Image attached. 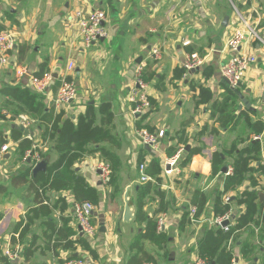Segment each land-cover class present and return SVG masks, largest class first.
<instances>
[{"label":"crops","instance_id":"1","mask_svg":"<svg viewBox=\"0 0 264 264\" xmlns=\"http://www.w3.org/2000/svg\"><path fill=\"white\" fill-rule=\"evenodd\" d=\"M77 8L86 11L100 8L105 11L107 20L104 22V26L108 32L105 39L108 40H103L102 48L91 49L87 52L82 49L77 50V46L66 42L65 17ZM242 18H245L250 25L255 27L256 35L249 37L244 48L256 54L257 62L246 72L244 80L239 86V96L236 100L237 108L233 117H236L242 110L248 111L250 109L253 113L256 112L255 115L250 113L252 119L259 117L264 121V0H0V27L10 30L16 39L15 48L9 53L11 64L0 68V88L4 85L28 86L29 77L38 70L40 63H45L46 70H52L56 75L54 79L57 80L63 75H68L77 83L78 89L81 91V95L78 96L80 103L76 107L77 110L70 111L71 106L68 110L73 114V117L84 112L89 101L96 105L102 101L111 103L114 113L113 125L118 118L127 128L126 136L132 139V144L123 148L124 139L119 131L113 128L114 134L120 139V147L114 148L104 143V146L114 150L119 155L121 168L123 166L121 157L123 153L128 157V160L125 161L133 160L137 169V156L142 155L143 161L146 160L148 163L154 155L163 161L165 157L173 155L179 149H182V158L183 151L188 152L192 148L202 146L201 152L193 155L186 166H179L180 172L175 176L165 177L161 171V189L165 191L164 201L169 202L167 209L157 212L160 201L157 194L146 197L144 205V210L149 215L157 212L155 214L157 226L158 218L162 216L164 225L161 230L168 231L169 227H174L176 231H179L191 223L195 230L202 233L206 223L211 226L209 220L214 216L212 212L213 202L217 191L223 188V176L211 175L210 158L212 152L218 148L228 147L241 137L245 139L250 137L252 140L258 139L261 142V163L264 167V132L260 135L251 133L242 119L232 130L224 129L220 127L217 120L218 115L212 117L210 103L197 102L199 86L209 88L219 102L224 101L225 87L223 82L225 84L226 82L221 77L220 65L230 54L225 47L227 34L240 23ZM185 41L189 43L183 44ZM154 48H158L160 51L158 57L152 55ZM192 53H198L204 57L203 64L190 73L184 72L180 79L174 78V70L181 67L185 59ZM138 57L141 58L139 62L136 61ZM71 61L74 63V67L67 71V63ZM104 66L106 67L104 68ZM16 67L25 71V74L17 76ZM139 67L142 68L141 73L146 72V75L150 76V80L145 81L147 87L143 89L150 106L148 111L144 109L141 113L132 115L130 108L134 107L138 100L137 97L136 101H131L130 98L138 90L135 87V76ZM205 67L211 68L212 71L207 78L201 73ZM58 80L60 81V79ZM58 85L53 80L49 91L43 95L47 108L53 107L55 112L59 111L53 102ZM89 97L92 98L89 99ZM5 101L6 98L0 94V130L3 131L5 138H9L10 129L14 124H21L20 116H26L28 123L23 126L29 130L30 139L35 138L33 146L37 145L45 151L48 147H52V141H43L41 137L37 139V132L41 130L37 128L33 119L25 114L13 116L10 111L3 107ZM146 112L148 113L145 114ZM170 112L174 115L169 118ZM137 121H141L142 127H137ZM30 125L31 127H29ZM34 125H36L35 128ZM140 128L150 132L164 130V136L161 138L157 150H150L139 142L135 129ZM120 132L123 134L124 131ZM24 136L26 135L24 134ZM8 143L10 146L16 145L11 140ZM187 146H189L188 150H186ZM121 147L124 150L123 153ZM146 152L151 154V158L145 157ZM52 154L53 160H55L57 154L51 152L50 155ZM14 156L18 157L16 161L11 160ZM99 160L101 158L98 154L85 156L81 161L76 162L74 167L86 177L91 186L102 191L106 197L109 189L105 190L107 192L103 191L105 188L99 179V174L92 168L95 162ZM10 161L13 163V169L17 170L13 179L19 181L16 177L25 166L30 164L20 161L16 149L13 153L9 149L0 164L1 176L7 172L6 165ZM251 165L257 168L258 162L254 161ZM221 173L226 174L222 170ZM253 176L256 177L260 189L258 202L264 209V170L261 171L260 169L258 172L256 170ZM0 184V239L2 238L0 240V252L4 257L0 258V264L8 263L3 254L8 243L11 245L19 244L22 248L21 258L15 264H62L72 256L83 259L85 264H126L131 254L130 243L142 228V224L138 230L136 229V232L129 230L135 219L129 221L123 219L124 206L121 213L123 223H119V227L120 229H127L126 236L123 234L125 229H122L121 234H119L106 223L105 208L103 212L94 210L104 214L105 223L104 230L98 228L95 236L85 238L89 241L96 256H92L78 243H75L72 250L58 247L55 254L51 243L46 239L48 229L42 219H35L34 221H38L37 226L33 228L35 224H32L23 237L18 236L19 232L14 233L16 223L25 216L29 208L37 205L34 200L35 194H32L33 198L27 208L25 205L29 204V198L26 199V202L19 200L17 204L11 206L12 198L8 191L6 192L5 185ZM126 184L124 193H128V190L131 189L129 183ZM248 187L249 182L245 181L236 190H230L223 194L221 199L223 201V198L228 195L234 200L237 193ZM197 189L205 192L208 200L202 214L195 217V222H191L188 208L193 205L190 203V199ZM124 193L120 203L124 202ZM50 194L49 203L51 205H54L56 200L60 198L66 202V208L62 213L59 208L53 210V212H57V214H53L55 223L58 226L62 225V217H64L68 219V226L74 231V235L71 236L72 239L83 236L79 233L76 221L72 216L70 201L73 196L71 192L69 190L57 193L51 191ZM130 198L129 194L130 204L134 206ZM59 204L61 202L57 203V205ZM184 210L187 211L189 220L183 228H180L179 224ZM242 210L243 206L230 204L228 210L231 213L230 224L235 222L232 214L235 215ZM97 219L95 216L94 220ZM259 228V226H254L255 235L250 239V244L255 247L252 249L251 256L255 254L259 258H256L257 261L264 264V238H259L257 234ZM121 235L122 238L128 237V239L121 240ZM34 239L35 241L31 245V240ZM123 242L126 243V246ZM196 243L197 239L194 241L191 259L187 257L182 264L193 262L196 253L205 254L212 262L210 255L197 250ZM231 245L234 252V264H248V261L239 252L240 246L233 241ZM259 249L261 250L259 251ZM145 250L147 249L145 248ZM26 251L28 252L27 258L25 256Z\"/></svg>","mask_w":264,"mask_h":264},{"label":"trees","instance_id":"2","mask_svg":"<svg viewBox=\"0 0 264 264\" xmlns=\"http://www.w3.org/2000/svg\"><path fill=\"white\" fill-rule=\"evenodd\" d=\"M0 30H3L0 27ZM46 71L45 63H40L38 70L34 75L41 77ZM174 78H182L185 69L183 66L176 68ZM204 77L211 75V68H203L201 70ZM143 81L150 80V76L146 72L142 73ZM60 85V81L55 79ZM58 85V87H59ZM225 87L224 101L219 102L215 94L207 87L199 86L198 103H210L212 108V117L217 116L220 127L232 130L242 119L251 131L256 135L264 132V121L261 118L252 119L251 114L255 115L250 109L242 110L236 117H233L236 111V100L239 96V88L232 89L223 82ZM0 94L6 98L3 107L6 108L15 117L25 114L35 121L37 128L41 130V138L43 141L50 140L53 142L52 147L42 152V157L49 156L51 152H55L57 157L48 163L46 172H39L35 177L32 174L34 165H27L16 177L17 180L27 183L33 189L35 194L36 206L31 207L25 216L16 223L14 233L19 232L18 236L23 237L33 224L35 219H42L47 225L46 239L51 243L52 248L57 253L58 247L62 249H74L75 243L88 251L92 256H96L95 251L91 248L86 236L73 238L74 231L68 226V219L62 217V225L58 226L53 217V210L59 208L62 213L66 208V202L62 198L57 199L54 205L49 203L51 191L60 192L69 190L74 200L89 201L95 206V210L103 212V193L91 186L86 177H84L75 167L76 162L81 161L85 156L98 154L99 157L107 161L110 165V178L108 184L113 186V190L118 189V172L121 169V159L119 155L106 146L107 143L114 148L120 147V139L113 132L114 113L111 103L102 101L99 104L89 101L84 112L79 113L76 117L68 116L64 109L58 112L54 108H47L45 98L42 94L33 91L27 85H4L0 88ZM150 102L151 99L149 98ZM148 108H145L148 111ZM146 112L145 114H147ZM141 121H137V127ZM9 140L16 143V151L20 160L23 159L25 152L33 145V140L24 136L23 132L12 126L9 138L4 137L3 131L0 130V144L8 143ZM247 140V142H246ZM202 146L192 148L188 152L183 151V157L180 160V167H184L190 161L191 157L198 154L202 150ZM257 161L258 167L254 168L251 164ZM137 166L143 162V156H137ZM162 162L158 156H152L147 164L144 173L151 177L153 181L148 180L144 183L134 185L136 194L133 200L135 205V220L142 224V228L133 237L129 249V255L126 264H144L152 262L157 264L154 257L144 248V241H148L163 248L166 243L171 240V236L165 230L157 229V220L155 214L162 212L169 206L168 201H164L165 191L161 189V171ZM211 175L223 176V188L218 190L213 202V215L223 214L230 209V204L243 206V210L232 217L235 219L233 224L229 225V229L224 231L218 226H209L207 223L202 229V233L197 239V250L211 256L212 264H231L234 258L231 242L240 246V254L244 257L248 264H261L257 261L256 256H251L253 248L250 239L255 235L254 226H259L258 235L260 239L264 236V209L258 202L259 187L256 177L253 173L257 170L263 171L264 167L261 163V142L258 139L239 138L232 142L228 147L218 148L212 152L211 158ZM223 167L231 168L230 173L222 174ZM137 171V170H136ZM226 171V172H227ZM138 177L139 173L137 171ZM248 181L249 187L237 193L234 200L229 199L227 203H223L221 196L230 190H236L239 186ZM41 189V191H39ZM49 191V192H48ZM48 192V193H47ZM151 194H157L160 198L158 203V211L149 215L144 210L145 198ZM208 198L205 192L197 189L193 192L190 203L196 206L195 217H199L207 202ZM60 203L57 205V203ZM42 217V218H41ZM1 219V215H0ZM187 211L181 218L180 228L188 222ZM13 239H15L13 237ZM35 239L31 240V245ZM30 245V246H31ZM261 249H259L260 251ZM27 258L28 252H25ZM3 256L0 252V258ZM73 257V256H72ZM70 257V258H72ZM4 258V257H3ZM259 259V258H258ZM184 264H194L193 262Z\"/></svg>","mask_w":264,"mask_h":264},{"label":"built area","instance_id":"3","mask_svg":"<svg viewBox=\"0 0 264 264\" xmlns=\"http://www.w3.org/2000/svg\"><path fill=\"white\" fill-rule=\"evenodd\" d=\"M107 20L106 13L103 9H91L83 10L80 8L74 9L70 14L65 17L64 29L69 38V43L83 48H89L95 43L101 41V38L105 39L108 36L104 22ZM256 35L255 27L249 24V22L242 18L237 26H234L230 32L227 34V40L225 42V47L229 50L230 54L228 58L220 65L221 77L226 80V84L232 88L236 89L241 86L246 72L256 64L257 56L253 52H250L244 48L245 44L248 42L249 37ZM189 42L185 41L183 44L187 45ZM16 45L15 35L10 30H0V66H8L11 64L9 53L14 50ZM77 50H80L78 48ZM160 51L158 48L152 49L153 57H158ZM204 57L200 56L198 53L190 54L182 66L185 69V73H190L196 70L203 64ZM74 67V63L71 61L67 63L66 70L70 71ZM17 68V67H16ZM142 68L137 69L135 76V87L138 89L134 96L130 98L131 101L137 102L134 107L130 108L132 115H137L141 113L145 108L149 107L148 97L146 96L144 88L147 84L142 78ZM17 76L25 74L21 68L16 69ZM54 72L52 70H46L41 77L31 75L28 80V87L33 91L38 92L42 95L47 94L50 85L54 79ZM60 79V85L54 97V106L57 109H67L72 105L77 96V85L74 79L68 77V75H63ZM20 123L26 125L28 123L26 116H20ZM135 133L138 137L139 142L150 150H157L160 145L161 138L164 136V130L160 129L157 132H150L146 129L140 128L135 129ZM31 138L29 135L27 136ZM9 143L0 144V164L4 160L5 155L10 149ZM38 151L36 146L28 149L22 161L26 164L35 165L38 159ZM182 149L176 151L173 155L165 157L162 162V175L165 177H173L178 172H180L179 162L181 159ZM148 164V161H143L137 166L139 173L140 183H144L148 180L152 181V178L144 173V170ZM168 165V167H166ZM94 171H100L99 177L102 185H106L110 178V165L107 161L101 159L96 161L93 165ZM231 168H228L226 174L230 173ZM41 191V189L39 190ZM230 197L227 195L223 198L224 202L229 201ZM71 212L74 217L78 231L81 235L86 237L95 236L98 226L94 222L95 206L89 201H77L71 199ZM196 207L190 206L188 208L189 218L191 222H195ZM231 220L230 211H226L220 215H214L210 220L209 224L211 226H218L224 231L229 229ZM224 221H228V224L222 225ZM164 225L162 216L158 218V230L162 229ZM22 248L19 244L11 245L7 244L5 246L3 254L7 258V264H15L21 258ZM194 264H211V260L202 253H196L193 259ZM62 264H85V261L81 258H68ZM144 264H149L148 262ZM231 264H234L232 260Z\"/></svg>","mask_w":264,"mask_h":264},{"label":"rangeland","instance_id":"4","mask_svg":"<svg viewBox=\"0 0 264 264\" xmlns=\"http://www.w3.org/2000/svg\"><path fill=\"white\" fill-rule=\"evenodd\" d=\"M65 40L67 43H69V38H65ZM105 40H108V39H105ZM103 44H104V41H99L89 48H83L79 45H78V48L82 49L83 51L89 52L91 49L93 50V49H97V48H102ZM83 51H81V53H83ZM105 67L106 66H104V68ZM0 68H2V66H0ZM76 85H77V83H76ZM79 95H81V91L78 89V85H77V96H76V99L74 101L75 103L70 105L72 107V109L71 110H70V108L64 109L68 116H73V114H71V112H69L68 110H70V111L77 110L76 107L80 103V102H78L79 101V97H78ZM90 98H92V97H89V99ZM173 115L174 114H172L170 112L169 118L172 117ZM35 126L36 125H34V128H35ZM29 127H31V125ZM114 129L116 131H119V134L124 139V142L122 143L123 148L132 144V142H131L132 139L127 137L125 134L127 128L125 127L124 123L122 124L120 122V120L118 118L115 120ZM122 130L124 131L123 134L120 132ZM37 135H38L37 139H39V137H41V131L40 132L38 131ZM37 143H39V142H37ZM33 144H34V142H33ZM35 146H36L37 151L39 152V153L37 152L38 153V159H39L38 161L46 158L47 156L42 157V155H41V153L44 152L45 150H41L42 148L40 149L37 145H35ZM15 148H16V145L13 144L10 148V151H12V153H13V151H15ZM123 148L121 150L122 153L124 151ZM150 156H151L150 153H148V152L145 153V157L147 159L151 158ZM121 157H122L123 166L120 169V171L118 172V182H117L118 183V189H117V191H114L112 185H110L108 183L106 185H104L105 189L103 188L104 189L103 191L107 192L105 190L109 189V192L106 194V197L103 196L104 197L103 198V203H104L103 208H105L104 213L107 215L106 223L109 226H111L112 228H114V230L117 231L119 234H121L122 229H125V233H123V234H125V236H126L127 229L126 228L120 229V227H119V223L120 224L123 223L121 221V213H122L123 206H124V202L120 203V199H122V197H123V193L125 191V186L127 185L126 183L128 182L129 185L131 186V189L128 190V196L130 194V196H131L130 200L133 203L134 202L133 200L136 197L135 192L133 190V186L135 184L139 183L140 181H139V177H138V174L136 171L137 169L135 168V162L133 160L132 161L130 160L131 162L125 161V160H128V157L125 156L124 153L121 155ZM47 158H48V163H49L51 160H53V154ZM129 158H130V156H129ZM17 159H18V157L14 156V158H12L11 160L16 161ZM12 161L7 163V165H6L7 172L4 174V176L0 175V183H3L5 185L6 192L8 191V193L10 194V196L12 198L11 199V202H12L11 206H14L15 204H17L19 202V200H23L24 202H26L28 200L27 198H29V201H28L29 204L25 205V207L27 208L31 203V199L33 198L32 194H34V191H33V189H31L29 184H27V183L24 184L21 181H15L13 179V176L15 175L17 170L13 169ZM20 161H22V160H20ZM0 167H1V165H0ZM21 169H23V168H21ZM94 176H97V175L94 174ZM94 176H93V178H94ZM99 179H100V177H99ZM131 180H133V181L131 182ZM130 182H131V184H130ZM129 191H130V193H129ZM227 202H224V200H223V203H227ZM129 203H130V201H129ZM132 206H133V204H132ZM133 207H134L133 209H135V205ZM53 214H57V212L54 211ZM133 219H135V217ZM94 222L97 224L98 228L100 229V226L98 225V219L94 220ZM37 223H38V221L33 222V225L35 224L33 226V228H35L37 226ZM140 225H141V223L139 221L135 220L134 222L131 223V227L129 230H133L134 232H136V229L138 230ZM124 227H126L125 224H124ZM167 230H168L167 233L172 237V239H171V241L166 243L163 248H158L156 245H154L152 243L144 242L145 248L151 253V255L154 257L157 264H182L183 262L186 261L187 257L189 259H191V253L193 252L194 245H195L194 241L199 238V236L201 235V232L199 230H195L194 226L191 223H189L185 229L184 228L179 229V231H176L174 227H169ZM122 235L120 238L121 240L124 239V238H122ZM126 239H128V237ZM126 239H124V240H126ZM22 242H25V241H22ZM123 243L126 246V243L125 242H123ZM181 257H186V258H181ZM171 261H173V262L171 263ZM148 263L154 264L152 262H148Z\"/></svg>","mask_w":264,"mask_h":264},{"label":"water","instance_id":"5","mask_svg":"<svg viewBox=\"0 0 264 264\" xmlns=\"http://www.w3.org/2000/svg\"><path fill=\"white\" fill-rule=\"evenodd\" d=\"M104 39L101 38V41H103ZM141 60L140 57H138V59L136 60L137 62H139ZM54 77H56V75H54ZM224 81L226 82V80L224 79ZM242 97V95H240ZM241 107V105H240ZM13 126H15L16 128H19L21 131H23V133L27 136L30 132L29 130L24 127L22 124L17 125L14 124ZM189 149V146L186 147V150ZM6 157V155H5ZM47 165H48V158H44L40 161H38L34 167L32 168V174L33 177H35L39 172H46L47 170ZM166 167H168V165H166ZM227 171V167H223L222 172H226ZM97 173L99 174L100 171L98 170ZM261 198V196H260ZM124 211H123V219L126 221H129L130 219L134 218V209L133 206L130 205L129 200H128V193L125 192L124 193ZM93 214L98 218V225L100 226V230H104V214L103 213H99L97 211H93ZM228 224V221H224L222 223V225H226Z\"/></svg>","mask_w":264,"mask_h":264}]
</instances>
